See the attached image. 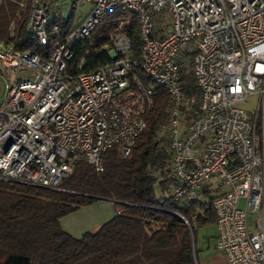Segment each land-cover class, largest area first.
<instances>
[{
  "label": "built area",
  "instance_id": "2783aa9c",
  "mask_svg": "<svg viewBox=\"0 0 264 264\" xmlns=\"http://www.w3.org/2000/svg\"><path fill=\"white\" fill-rule=\"evenodd\" d=\"M78 1L91 7L63 36L49 27L50 15H63L59 0L28 1L25 31L41 47L56 39L47 57L0 40V180L58 189L80 161L100 172L110 148L126 158L161 86L169 196L190 206L212 178L228 185L211 201L214 247L231 264H264V0ZM118 9L136 17L138 52L115 27L109 61L67 71L75 46ZM186 73L195 92L180 89ZM254 94L255 109L236 105Z\"/></svg>",
  "mask_w": 264,
  "mask_h": 264
},
{
  "label": "trees",
  "instance_id": "16d2710c",
  "mask_svg": "<svg viewBox=\"0 0 264 264\" xmlns=\"http://www.w3.org/2000/svg\"><path fill=\"white\" fill-rule=\"evenodd\" d=\"M21 1L0 0V40L43 59L56 39L50 36L48 45L41 47L25 31L28 5L20 8ZM124 13L118 9L106 15L91 36L75 46L66 70L75 71L80 62L83 70H89L109 61L108 34ZM73 25L71 18L59 23L60 34L66 35ZM137 25L131 15L120 27L131 38L133 54L140 46ZM89 47L94 50L86 55ZM180 76V89L195 92L190 74ZM154 90L146 126L126 158L116 147L110 148L100 172L80 161L58 182V189L0 180V264H197L195 226L215 221L214 196L205 189L190 206L171 196L156 198L155 184L164 187L171 164L167 143L160 145L158 138L170 100L163 87ZM98 197L117 201L118 213L80 237L62 230L61 217ZM195 210L201 214L192 220Z\"/></svg>",
  "mask_w": 264,
  "mask_h": 264
},
{
  "label": "rangeland",
  "instance_id": "374dc122",
  "mask_svg": "<svg viewBox=\"0 0 264 264\" xmlns=\"http://www.w3.org/2000/svg\"><path fill=\"white\" fill-rule=\"evenodd\" d=\"M13 1L17 2L19 0H13ZM22 1L24 3V6L28 5V1L29 0H22ZM59 2L61 4V6H63V8H62L63 9V15H60V17H57L58 19L52 18L51 17L52 15H50L48 17L49 18V27H50L51 23H54V21H57L55 23H58V24L59 23H65L68 20V18H71V22L72 23H76V22L80 21L86 15V13L89 11V9L91 7V3L87 2V1L84 2V1H78V0L77 1H75V0H73V1L72 0H59ZM61 2L65 3V4H68V6L67 5L65 6ZM71 2H72V4H71ZM14 15L16 17H19V15L17 16V13H15ZM130 18H131V14L124 13V15L120 19L117 20L118 25L116 26V28L121 29L120 27H122V25L128 24ZM0 81H1L0 84H2V86H4L6 84L5 83L6 82V78L3 75H1V74H0ZM3 95H4L3 92H0V100L3 98ZM257 97L258 96L255 95V94L254 95H249L244 100H241V101L237 102L236 105L238 107H240L242 109H246V110L255 109V107L257 105V102H258V98ZM158 138H161V140H162V142H160V145L164 144V141H165L167 143V148H168V143H169L168 139L169 138H168V134H167L165 128H164V130H163V128H160V130L158 131ZM169 164L167 165L168 166L167 168H171V166ZM173 184H174V181L172 180V178L170 179V171H169V173L167 175V178H166V182L164 183V189L161 188L163 191L160 189L158 183L155 184V191L154 192H155L156 198L162 197L163 192H164V196H169V194L171 192L170 190H172V188H173ZM227 188H228V185H226V184H220L219 185V182L217 181V179L212 178L209 182H207V183H205L203 185L201 190L203 191V190L206 189V190L209 191V195L210 196H215L216 194H219V193L227 191L228 190ZM160 190L162 192H160ZM201 195H202V192L200 193V198L202 197ZM99 199L102 200L104 198H98V199H96L93 202H97ZM104 201L110 202L114 211L116 210V208L119 207L117 201H114L112 199H104ZM238 201H239L238 202V206L239 207H243L244 206L243 199H240ZM87 205H89V204H87ZM81 207H78V209H76V210H74V211H72L70 213L72 214L73 212L79 210ZM70 213H68L69 216H72V215H70ZM68 214H66V215H68ZM66 215H64V216H66ZM249 218H250V216H249ZM60 219H63V218L61 217ZM59 225L62 228V230H64L68 234V231H66L62 227L60 221H59ZM100 225H98L96 228H94L92 230H88V231H95ZM85 231H87V230H85ZM85 231H82V234ZM69 234L71 236H73L71 233H69ZM215 234H216V227H215V223L214 222H209V224L208 223L198 224V225L196 224V226H195V240L194 241L198 242V243L199 242H205L207 244H212L215 241L214 240L215 239ZM73 237H75V236H73Z\"/></svg>",
  "mask_w": 264,
  "mask_h": 264
},
{
  "label": "crops",
  "instance_id": "0c3cea01",
  "mask_svg": "<svg viewBox=\"0 0 264 264\" xmlns=\"http://www.w3.org/2000/svg\"><path fill=\"white\" fill-rule=\"evenodd\" d=\"M61 3L68 6V4ZM161 190L160 192L163 191ZM162 196H164V192ZM70 215L72 216L68 214L59 221L62 227L68 231V234L71 233L73 236L79 237L82 231L92 230L103 222L110 220L115 215V211L110 202L99 199L97 202L82 206ZM195 249L197 264H231L226 256L214 247V242L212 244L195 242Z\"/></svg>",
  "mask_w": 264,
  "mask_h": 264
},
{
  "label": "water",
  "instance_id": "95a60500",
  "mask_svg": "<svg viewBox=\"0 0 264 264\" xmlns=\"http://www.w3.org/2000/svg\"><path fill=\"white\" fill-rule=\"evenodd\" d=\"M98 198H102V197H98ZM104 199H107V198H104Z\"/></svg>",
  "mask_w": 264,
  "mask_h": 264
}]
</instances>
